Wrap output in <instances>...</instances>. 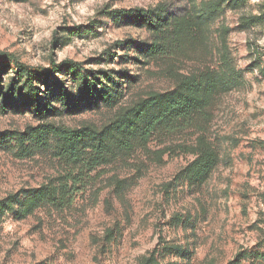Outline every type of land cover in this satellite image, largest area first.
I'll use <instances>...</instances> for the list:
<instances>
[{
    "label": "rangeland",
    "instance_id": "374dc122",
    "mask_svg": "<svg viewBox=\"0 0 264 264\" xmlns=\"http://www.w3.org/2000/svg\"><path fill=\"white\" fill-rule=\"evenodd\" d=\"M215 1L0 0L5 83L15 64L67 60L111 93L88 97L62 72L67 96L47 95L48 115L19 93L4 108L0 94V264H264V20L241 27L264 0L226 1L213 21L193 10ZM222 54L237 79L189 126L146 140L116 128L183 78L219 75ZM51 128L102 143L63 142ZM71 146L76 161L63 157ZM204 146L216 164L199 184L188 168Z\"/></svg>",
    "mask_w": 264,
    "mask_h": 264
},
{
    "label": "trees",
    "instance_id": "16d2710c",
    "mask_svg": "<svg viewBox=\"0 0 264 264\" xmlns=\"http://www.w3.org/2000/svg\"><path fill=\"white\" fill-rule=\"evenodd\" d=\"M228 3L230 6H238L243 0H223L220 4L219 1L210 2L208 4L193 3V10L200 11L204 18L213 21L221 13V5ZM124 16H134L142 18L145 21L146 15L142 11H129L124 13ZM161 21L160 18H157ZM264 20V13L260 16H255L250 19L243 18L241 24L242 28L254 26L258 22ZM164 22V20L162 21ZM182 25V24H181ZM154 51L159 49V46L152 48ZM4 57L0 55V64L4 62ZM221 71L219 75L214 71H207L194 78H183L178 85L174 95L157 96L152 95L149 99L143 101L136 108V113L132 119H121L116 128L121 130L134 131V135L138 133L141 140L148 139L158 128H163L167 132H173L181 127L189 126V123L194 119V116L201 117L203 115L204 108L211 101L213 94L216 92L227 91L229 89L230 82L237 79L235 69L231 60L227 54L221 55ZM15 71L12 72V76L7 83L4 82V72L0 71V94H4L3 107L9 109L10 102L15 99L17 93L22 94L26 98V102L34 105L37 110L44 115L49 114V104H42L47 99V95H53L54 98H63L67 96L63 94L64 89L55 80L54 75L65 72V75H69L73 78L75 83L79 84V92L85 93L88 97L96 98L105 101V103L111 102V93L107 89V85L102 87L93 86V80L89 79L90 75H83L82 68L71 61H62L60 63L51 62L47 68L35 67L31 68L22 64H15ZM105 79L106 76H103ZM101 79L99 78V84ZM112 84V81L109 82ZM43 86L47 87V90H43ZM48 88H50L48 90ZM218 90V91H217ZM46 91V92H45ZM70 97V94H68ZM128 121V122H127ZM194 121V120H193ZM133 129V130H132ZM53 135L61 139L63 142L73 143L74 141H81L85 136L98 139L102 143L100 136L93 135L89 130L83 129L78 131H72L65 128H51ZM100 146V145H99ZM99 146L93 147V152L96 153L99 150ZM199 157L193 165L188 168L191 181L201 184L209 172L216 164V156L212 153L207 146L198 150ZM63 157L69 161H76L79 157L77 150L71 146L69 150L62 152ZM99 161H102L104 157L99 154L97 157ZM92 162V161H91ZM48 197H54V189L46 188ZM41 193L34 196L30 203L33 205L39 204L43 201ZM56 199L53 200V203ZM32 207L26 208L24 213H30ZM264 244V242H263Z\"/></svg>",
    "mask_w": 264,
    "mask_h": 264
}]
</instances>
